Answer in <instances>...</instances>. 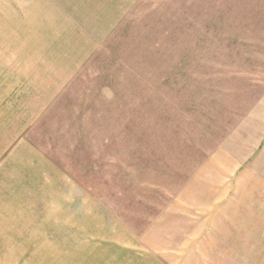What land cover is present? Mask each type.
<instances>
[{
    "label": "rangeland",
    "instance_id": "374dc122",
    "mask_svg": "<svg viewBox=\"0 0 264 264\" xmlns=\"http://www.w3.org/2000/svg\"><path fill=\"white\" fill-rule=\"evenodd\" d=\"M0 264H264V0H0Z\"/></svg>",
    "mask_w": 264,
    "mask_h": 264
},
{
    "label": "crops",
    "instance_id": "0c3cea01",
    "mask_svg": "<svg viewBox=\"0 0 264 264\" xmlns=\"http://www.w3.org/2000/svg\"><path fill=\"white\" fill-rule=\"evenodd\" d=\"M211 15V14H210ZM210 20V19H209Z\"/></svg>",
    "mask_w": 264,
    "mask_h": 264
}]
</instances>
